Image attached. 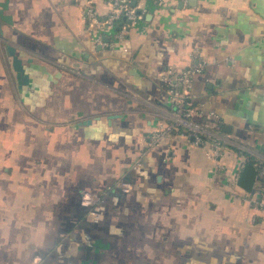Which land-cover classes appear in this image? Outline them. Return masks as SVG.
I'll list each match as a JSON object with an SVG mask.
<instances>
[{
    "label": "crops",
    "instance_id": "0c3cea01",
    "mask_svg": "<svg viewBox=\"0 0 264 264\" xmlns=\"http://www.w3.org/2000/svg\"><path fill=\"white\" fill-rule=\"evenodd\" d=\"M4 2L0 264H264V212L237 186L247 155L264 165V0H136L143 19L123 41L105 32L109 48L83 16L106 17V0ZM195 52V106L229 146L224 171L186 138L148 150L173 111L162 80Z\"/></svg>",
    "mask_w": 264,
    "mask_h": 264
},
{
    "label": "built area",
    "instance_id": "2783aa9c",
    "mask_svg": "<svg viewBox=\"0 0 264 264\" xmlns=\"http://www.w3.org/2000/svg\"><path fill=\"white\" fill-rule=\"evenodd\" d=\"M133 1L106 0L110 7V12L106 17H100L93 7H87L84 10L83 16L88 23L95 46L104 48L113 46V44L104 41L107 31H116L115 40L123 41L128 29L136 26L143 19L139 7L133 5ZM157 1L162 2L163 0ZM182 2L187 4L188 0H182ZM191 57L196 63L186 69L171 70L162 80L166 86V92L171 98L173 111L170 122L162 125L149 136L148 150L174 137L186 138L194 147L205 148L209 146L207 157L217 164L219 170L224 171V166L219 165V162L223 158V146L225 144L215 133L219 126L203 119V114L195 106V96L192 91L194 78L203 73L206 64L203 62L200 52L193 53ZM196 118L202 120L198 121ZM259 168L257 182L260 184L264 182V168L261 166ZM119 189L123 194H130L132 186L129 182L123 181L120 183ZM257 192L252 193V197L257 196L255 201L252 199L255 202L254 207L264 212V194ZM245 194V200H248L251 194ZM100 201L101 198L95 193L84 191L81 194V205L90 209L89 217L92 218L93 222H98L101 219L100 214L94 210ZM250 201L251 199H249Z\"/></svg>",
    "mask_w": 264,
    "mask_h": 264
},
{
    "label": "water",
    "instance_id": "95a60500",
    "mask_svg": "<svg viewBox=\"0 0 264 264\" xmlns=\"http://www.w3.org/2000/svg\"><path fill=\"white\" fill-rule=\"evenodd\" d=\"M133 5L136 6V0L133 1ZM8 10V2L0 4V19L12 25L13 21L10 16H6L5 12ZM10 56L13 58V68L17 74V80L19 86L29 84V76L25 74V69L22 61L16 56V49L13 46H8ZM90 123V122H89ZM258 181V170L252 163H247L242 169L241 175L237 180V186L246 193L252 194L255 191Z\"/></svg>",
    "mask_w": 264,
    "mask_h": 264
},
{
    "label": "trees",
    "instance_id": "16d2710c",
    "mask_svg": "<svg viewBox=\"0 0 264 264\" xmlns=\"http://www.w3.org/2000/svg\"><path fill=\"white\" fill-rule=\"evenodd\" d=\"M226 147H229V146H227V145H224L223 146V150H225L226 149ZM248 156V163H252V164H254V165H256L255 164V161H253V158H250V156L249 155H247ZM259 166H261L262 168H264V165L262 164V165H259ZM259 166H257L256 168H257V170H258V172H259ZM260 185V186H259ZM258 186V190H261L262 188L264 189V182H261L260 184H259ZM263 189L261 190V191H263Z\"/></svg>",
    "mask_w": 264,
    "mask_h": 264
},
{
    "label": "rangeland",
    "instance_id": "374dc122",
    "mask_svg": "<svg viewBox=\"0 0 264 264\" xmlns=\"http://www.w3.org/2000/svg\"><path fill=\"white\" fill-rule=\"evenodd\" d=\"M240 192H242L241 190H239Z\"/></svg>",
    "mask_w": 264,
    "mask_h": 264
}]
</instances>
